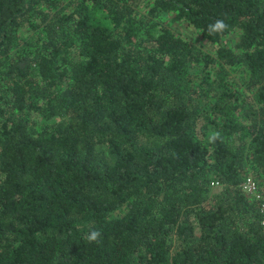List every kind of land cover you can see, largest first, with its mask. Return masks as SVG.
Masks as SVG:
<instances>
[{
  "label": "trees",
  "instance_id": "16d2710c",
  "mask_svg": "<svg viewBox=\"0 0 264 264\" xmlns=\"http://www.w3.org/2000/svg\"><path fill=\"white\" fill-rule=\"evenodd\" d=\"M0 264H264V0H0Z\"/></svg>",
  "mask_w": 264,
  "mask_h": 264
},
{
  "label": "rangeland",
  "instance_id": "374dc122",
  "mask_svg": "<svg viewBox=\"0 0 264 264\" xmlns=\"http://www.w3.org/2000/svg\"><path fill=\"white\" fill-rule=\"evenodd\" d=\"M173 26L176 28L177 31H180L183 35L188 36L191 40L195 41L196 43H204L205 46L210 47L209 44H207L202 38H200V36L185 23L178 22Z\"/></svg>",
  "mask_w": 264,
  "mask_h": 264
},
{
  "label": "clouds",
  "instance_id": "9594fccd",
  "mask_svg": "<svg viewBox=\"0 0 264 264\" xmlns=\"http://www.w3.org/2000/svg\"><path fill=\"white\" fill-rule=\"evenodd\" d=\"M226 27L224 21L222 20H217L213 24L209 25V30L210 32H217L220 30H223ZM101 236V233L99 231H93L89 236L86 237V239L89 242L92 241H98Z\"/></svg>",
  "mask_w": 264,
  "mask_h": 264
},
{
  "label": "built area",
  "instance_id": "2783aa9c",
  "mask_svg": "<svg viewBox=\"0 0 264 264\" xmlns=\"http://www.w3.org/2000/svg\"><path fill=\"white\" fill-rule=\"evenodd\" d=\"M242 187L244 191L248 194H256V196H259V193L257 191V184L253 177L247 176L244 181L242 182Z\"/></svg>",
  "mask_w": 264,
  "mask_h": 264
}]
</instances>
